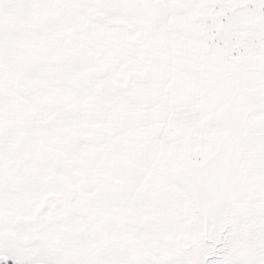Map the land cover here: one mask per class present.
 I'll list each match as a JSON object with an SVG mask.
<instances>
[{"label": "snow or ice", "instance_id": "1", "mask_svg": "<svg viewBox=\"0 0 264 264\" xmlns=\"http://www.w3.org/2000/svg\"><path fill=\"white\" fill-rule=\"evenodd\" d=\"M0 264H264V0H0Z\"/></svg>", "mask_w": 264, "mask_h": 264}]
</instances>
